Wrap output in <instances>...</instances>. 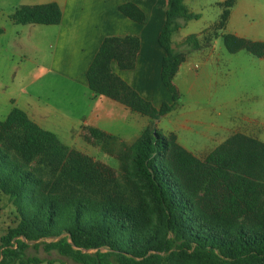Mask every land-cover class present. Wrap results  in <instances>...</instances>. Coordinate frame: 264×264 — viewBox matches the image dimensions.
Listing matches in <instances>:
<instances>
[{"label":"trees","instance_id":"1","mask_svg":"<svg viewBox=\"0 0 264 264\" xmlns=\"http://www.w3.org/2000/svg\"><path fill=\"white\" fill-rule=\"evenodd\" d=\"M166 2L157 42L164 51L160 81L171 104L155 108L111 70L112 62L119 70L134 68L140 45L135 36L105 38L86 70L87 88L94 96L150 120L167 115L178 104L174 78L185 55L173 47L172 37L199 17L183 0ZM234 3L219 4V19L200 35L210 32L216 38ZM119 11L138 23L144 21L131 3L119 6ZM9 18L15 25L50 26L59 24L61 11L53 3L21 6ZM197 38L187 36L185 44L198 50ZM222 43L228 53L245 51L264 61L263 42L223 34ZM89 132L97 139L112 138L96 128ZM228 144L235 149L217 148L200 161L174 137L145 128L130 146V157L133 176L151 202L149 216L103 199L104 178L96 162L61 144L23 110L11 108L0 120V192L15 205L19 221L0 237V264L41 263L35 257L23 259L29 243L44 252L55 251L72 264H264V143L235 135ZM42 176L53 183L47 194L35 197Z\"/></svg>","mask_w":264,"mask_h":264},{"label":"rangeland","instance_id":"2","mask_svg":"<svg viewBox=\"0 0 264 264\" xmlns=\"http://www.w3.org/2000/svg\"><path fill=\"white\" fill-rule=\"evenodd\" d=\"M18 1L0 0V29H6L0 35V120L11 108H24L31 100L45 113L39 127L99 165L104 178L103 199L152 216L151 202L133 176L130 157V146L145 128L155 129L167 139L174 137L178 146L200 161L217 148L234 150L235 146L229 145L228 140L235 135L264 142V61L245 51L233 54L226 51L222 35L230 32V26L216 38L210 32L198 35V50L185 44L182 38L205 29L217 19L214 0H185L188 10L199 19L188 21L172 37L174 48L185 55L174 79L179 101L171 112L157 120L130 112L106 99L101 102L112 104L111 108L106 103L97 104L88 88L50 72L53 28L41 26L43 42L36 43L39 34H27L22 26H10L8 16ZM48 1L26 0L24 3ZM204 37L208 41H204ZM37 94L40 98L33 99ZM83 119L93 121L94 127L84 126ZM95 127L112 138L92 137L89 129ZM258 175H262V169ZM42 181L35 189V197L40 192L47 194L53 183L46 176H42ZM197 196L202 195L198 192ZM57 198L63 200L61 196ZM200 198H197L198 205L204 207ZM96 199L99 201L100 196ZM18 221L15 205L0 192V237ZM33 257L41 260L39 264H72L55 251L44 252L41 246L33 247V243H29L23 259Z\"/></svg>","mask_w":264,"mask_h":264},{"label":"crops","instance_id":"3","mask_svg":"<svg viewBox=\"0 0 264 264\" xmlns=\"http://www.w3.org/2000/svg\"><path fill=\"white\" fill-rule=\"evenodd\" d=\"M24 1L26 0H19L13 6V11L21 6L50 3L56 4L60 8L61 20L59 24L49 26L53 28L50 72L54 75L82 88H87L86 70L102 41L107 37L131 35L137 37L140 42L134 68L119 70L116 63L112 62L111 70L155 108H158L162 103L171 104L170 94L160 81V66L164 51L157 42L165 20L166 0H50L41 4H27ZM225 1L214 0L213 4L218 8L215 21L205 29L197 33H190L182 38L200 35L208 30L219 19L221 14L219 4ZM127 3L133 4L142 12L144 16L142 23L129 19L119 11V6ZM183 3L186 6L185 0ZM10 15L8 16L10 26H22L23 32L27 34L37 33L39 37L36 43L43 42L42 38L44 37L40 36L43 30H40V27L45 25H15L11 22ZM229 26L231 30L228 34L264 43V0H235L225 27ZM0 30V35L6 32L5 28ZM174 43L173 41V47ZM211 45L212 43L208 46ZM91 97L97 99V104L106 103L105 105L111 108L112 104L101 101H103L102 99L112 100L96 97L92 93ZM32 98L38 100L40 96L37 94ZM10 103L13 104V101ZM112 103L116 102L112 101ZM21 110L38 126H41L40 123L45 119V113L40 111L31 100L27 101ZM87 124L94 127L93 121L89 123L87 119H83V125Z\"/></svg>","mask_w":264,"mask_h":264}]
</instances>
